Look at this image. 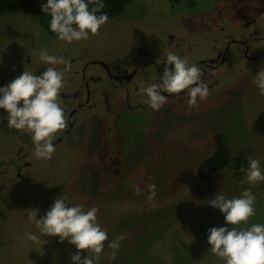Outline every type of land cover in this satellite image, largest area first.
Returning <instances> with one entry per match:
<instances>
[{
	"label": "rangeland",
	"instance_id": "obj_1",
	"mask_svg": "<svg viewBox=\"0 0 264 264\" xmlns=\"http://www.w3.org/2000/svg\"><path fill=\"white\" fill-rule=\"evenodd\" d=\"M242 18L255 20L264 34V0H135L115 23H105L99 35L63 43L86 50L88 56L75 61L83 65L88 57L114 62L209 29L195 39L211 54V43L218 37L212 28L231 31ZM63 43L47 35L34 16H1L0 78L5 62L26 57L22 61L28 64L33 50L44 45L57 52ZM258 49L264 51V42ZM234 67L233 73L218 77L207 99L195 108L188 107V95L155 112L131 110L122 103L113 115L104 116L101 104L74 123L50 160L27 157L32 166L23 170L21 179L14 169L13 176L5 174L4 161L11 160L19 135L7 127V113L0 109V264H73L75 245L41 235L26 213L38 209L39 219L58 197L69 207L98 208V223L108 235L98 264H226L211 253L208 229L232 226L209 200L215 194L238 198L251 189L256 213L248 225L239 227L264 224V182L249 184L247 170L225 168L204 181L197 173L198 165L216 153L259 159L264 170V95L255 82L264 70L249 72L242 63ZM146 71L147 76L137 79L139 89L131 92L132 104L146 97L140 88L160 83L153 71ZM85 74L103 76V70L91 65ZM69 78L65 73L61 92L79 88L81 82ZM149 184L156 186L153 199L147 198ZM137 185L141 195L135 194ZM27 233L39 239L30 241ZM119 237L123 239L112 259L108 245ZM79 254L81 259L93 255L84 250Z\"/></svg>",
	"mask_w": 264,
	"mask_h": 264
},
{
	"label": "clouds",
	"instance_id": "obj_2",
	"mask_svg": "<svg viewBox=\"0 0 264 264\" xmlns=\"http://www.w3.org/2000/svg\"><path fill=\"white\" fill-rule=\"evenodd\" d=\"M89 4L93 7L89 9ZM104 8L102 0H47L41 11L50 15V30L67 43L87 40L99 35V29L108 21L107 13L97 15ZM40 60L49 65L40 75L23 71L7 86L0 87V109L7 113V127L24 133H30L34 142V156L37 159L50 160L56 151L53 141L57 134L68 127L64 109L60 106L59 96L65 85V73L71 71V64L62 57L49 55L41 51ZM59 66H63L62 68ZM160 83L142 87L140 94L153 111H159L167 97L162 93L179 95L188 93V107H198V101L207 99L209 89L202 80V72L195 64L189 66L186 57L169 51L164 63ZM256 85L260 95H264V71L256 74ZM243 171V169H242ZM247 181L255 185L264 182V170L259 159H249ZM148 199L156 195L155 184L147 185ZM135 194L141 195L137 185ZM256 197L251 189H245L238 198H227L224 194H215L208 204L218 208L223 214L226 225L232 227H212L208 229L207 243L211 253L224 259L226 264H264V224H252L246 228L255 213ZM98 208L85 211L81 206L69 207L63 197L55 199L45 215L37 219L36 210H26L30 220L43 236H55L60 241L67 240L75 245L77 253L71 256L73 264H98L107 232L97 220ZM30 241L39 237L27 233ZM123 237L113 240L108 246L113 249L112 259L119 250ZM80 250L90 251L92 256L81 259ZM30 264L32 262L30 261Z\"/></svg>",
	"mask_w": 264,
	"mask_h": 264
},
{
	"label": "flooded vegetation",
	"instance_id": "obj_3",
	"mask_svg": "<svg viewBox=\"0 0 264 264\" xmlns=\"http://www.w3.org/2000/svg\"><path fill=\"white\" fill-rule=\"evenodd\" d=\"M242 19L241 21H237L235 25H232L233 29L231 31L228 29L226 31L225 28L220 29V27L212 28V31L218 37L215 39V42L211 43L209 48L211 54L203 52L199 41L195 39L200 35L206 34L209 29L206 31L203 29H200L202 31L195 30L191 35L196 36L191 39H187L188 37L180 38L179 41L170 39L165 46H159L154 51L143 52L139 50L137 53L121 56L119 60L114 62H105L102 58L94 59L88 57L83 65L75 63L82 56H88L83 47L82 50L78 47L72 50L62 41L63 44L57 47V52H54V49H51L52 47L43 45L27 55L31 58L27 62L29 65L23 62L26 57L22 58L23 61L19 59L13 64H10L9 61L2 64L0 87H4L7 81L10 83L22 74L23 71H30L35 75H40L44 72L49 65L40 60L39 54L42 50L46 51L49 55L62 57L70 62L71 71L67 72L68 76H70L69 79L79 80L81 83L78 89L60 93L59 102H61V107L65 111L68 127L57 134L56 139L53 141L54 145H57L68 135L77 120L85 116V113H95L101 104L104 105V116L113 115L117 110L116 106L122 103L131 110L135 109L140 112L151 110L145 102L147 97L132 104L131 92L133 93L139 89V85H136L137 79L141 75L147 76L146 68L153 71L157 75L159 82H161L160 78L162 77L164 63L169 51L174 52L182 58L186 57L188 62L199 67L202 72V80L207 84L209 90L218 84L217 79L220 75L233 73L234 66L238 63L244 64L249 72L259 71V69L264 70V60L262 59L264 56H261L264 54V51L257 52L259 50L258 43L264 42L263 30L260 29L255 20ZM115 22V19H109L106 23L107 25H112ZM52 38L57 41L60 40L59 38ZM220 40L222 43L225 41L224 45H218ZM247 40L249 41L246 42ZM234 53H237L238 56H233ZM91 65L102 69L103 76H86V68ZM59 67L62 68L63 66ZM246 68L243 69V72H240L245 73L244 71H247ZM162 94L167 97V103H170L171 107L174 103L180 102L185 97L184 95H188L187 91H182L179 95L166 92ZM0 121L2 123L4 121L1 111ZM16 132L19 138L15 143L11 160L4 161L6 167L5 174L9 177L8 174H11L10 170L14 169L18 173V177H16L21 179L23 170H28L32 166V161L27 157L34 155L35 146L30 133L18 130Z\"/></svg>",
	"mask_w": 264,
	"mask_h": 264
},
{
	"label": "trees",
	"instance_id": "obj_4",
	"mask_svg": "<svg viewBox=\"0 0 264 264\" xmlns=\"http://www.w3.org/2000/svg\"><path fill=\"white\" fill-rule=\"evenodd\" d=\"M134 1L135 0H102L104 8L101 12H98L97 15L107 13L109 19L119 18L123 14L125 8ZM46 3L47 0H0V17L5 14L16 13L34 16L38 19L47 35L58 38L57 35L50 30V15L41 11V6ZM92 7L93 5L89 4V9ZM248 167V159L231 157L224 153H216L205 158L198 165L197 173L199 179L204 181L225 168L248 170Z\"/></svg>",
	"mask_w": 264,
	"mask_h": 264
}]
</instances>
